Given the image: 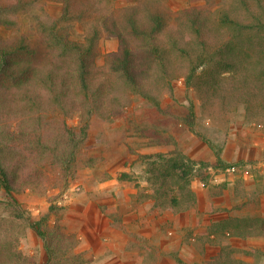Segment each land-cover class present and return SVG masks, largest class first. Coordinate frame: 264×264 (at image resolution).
<instances>
[{
	"label": "trees",
	"instance_id": "1",
	"mask_svg": "<svg viewBox=\"0 0 264 264\" xmlns=\"http://www.w3.org/2000/svg\"><path fill=\"white\" fill-rule=\"evenodd\" d=\"M55 1L61 5L57 16L49 14L46 0H0V25L19 29L27 24L8 37L0 35V186L7 193L67 186L78 168L90 165L83 147L92 119L120 117L129 90L159 107L151 92L171 91L176 74L184 75L212 114L216 104L233 101L248 111H264V0H233L214 14L195 7L173 11L169 0ZM105 34L117 39L118 49L107 54L101 66L97 58ZM176 62L182 64L180 70ZM209 66L232 75L213 72L203 79L202 70ZM150 70L159 73L165 86L148 85ZM75 113L81 116V126L74 128L65 118ZM154 156L167 168L150 171L152 192L146 197L156 208L172 212L193 207L192 174L186 170L191 160L181 153L172 159ZM257 189L241 207L259 203L264 187ZM107 216L124 229L121 216ZM232 221L217 222L205 240L219 247L217 264H250L235 255L238 248L230 238L263 237L264 218L259 228ZM47 223L48 217L42 216L32 228L45 241L48 264H75L71 252L76 240ZM129 238L132 247H141L144 264H159L165 254L184 264L140 234L129 232ZM25 260L10 237L0 238V264Z\"/></svg>",
	"mask_w": 264,
	"mask_h": 264
},
{
	"label": "rangeland",
	"instance_id": "2",
	"mask_svg": "<svg viewBox=\"0 0 264 264\" xmlns=\"http://www.w3.org/2000/svg\"><path fill=\"white\" fill-rule=\"evenodd\" d=\"M232 1L169 0V5L173 11L195 7L214 14ZM46 8L51 16L61 11L55 0H46ZM26 28L23 23L19 29L0 25V35L8 37ZM99 45L97 62L102 66L106 55L117 51L118 41L105 34ZM176 65L180 70L182 64ZM213 72L220 77L232 75L230 70L209 66L201 76L209 79ZM176 75L171 91L151 92L158 97L159 107L129 90L120 117L92 119L83 147L90 165L78 168L67 186L47 185L44 190L21 193H7L0 186V238L13 240L26 264L49 262L45 241L32 228L42 216L48 217L50 228L76 240L71 252L75 264H144L141 247L129 244V232L142 235L160 251L175 253L184 264H217L214 256L219 247L205 240L215 232L211 227L236 218L233 223L259 228L264 194L259 203L245 207L240 203L247 202L257 186L264 187V111H248L233 101L223 107L216 104L212 114L199 93L187 86L184 75ZM145 80L149 86L161 82L165 86L152 70ZM80 118L75 113L65 121L75 128L81 126ZM180 153L191 160L186 172L192 174L190 190L196 202L182 212L156 208L146 197L152 192L150 171L166 169L167 163L154 155L167 154L165 159H172ZM109 212L121 216L124 229L107 216ZM230 239L239 259L264 264V236ZM161 258L159 264H178L166 254Z\"/></svg>",
	"mask_w": 264,
	"mask_h": 264
}]
</instances>
